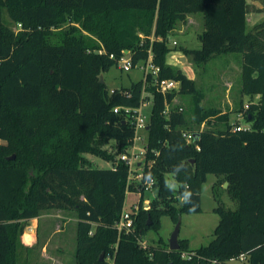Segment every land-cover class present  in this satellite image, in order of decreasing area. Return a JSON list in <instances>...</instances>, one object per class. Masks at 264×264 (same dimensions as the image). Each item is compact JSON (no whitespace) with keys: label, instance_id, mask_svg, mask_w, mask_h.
I'll list each match as a JSON object with an SVG mask.
<instances>
[{"label":"trees","instance_id":"trees-1","mask_svg":"<svg viewBox=\"0 0 264 264\" xmlns=\"http://www.w3.org/2000/svg\"><path fill=\"white\" fill-rule=\"evenodd\" d=\"M196 12L203 14L202 46L181 50L200 67L218 55L243 54L241 93L250 99L237 111L250 128L238 130L230 112L205 108L196 80L167 62L170 32ZM249 12L248 0H0V264L18 263L24 223L15 220L51 208L76 212L77 264H230L242 254L244 264H264V19L250 28ZM126 51L133 67L151 53L158 79L176 80L179 89L162 93L150 74L111 92L100 75ZM178 94L193 96L194 122L207 127L189 130L186 112L173 105ZM148 100L138 184L129 180V166L102 147L110 140L120 148L132 144L125 108ZM87 153L112 167L87 165ZM168 173L177 187L167 183ZM210 173L223 176L238 201L235 210L215 209L213 240L197 249L188 239L179 240V250L163 242L144 248L140 240L159 230L164 215L177 223L183 213L202 211ZM148 179L158 195L149 209L142 195L134 228L119 232L127 191L144 192Z\"/></svg>","mask_w":264,"mask_h":264},{"label":"rangeland","instance_id":"rangeland-1","mask_svg":"<svg viewBox=\"0 0 264 264\" xmlns=\"http://www.w3.org/2000/svg\"><path fill=\"white\" fill-rule=\"evenodd\" d=\"M259 2L264 7V0H259ZM252 10L253 5L250 4V11ZM5 15L7 16V13ZM192 15L194 16L191 24L188 21L178 22L176 28L170 32L168 45L172 50L168 54L167 62L181 68L188 77H194L193 79L196 80L198 87L205 95L202 102L205 108L215 107L223 112H230L231 123H239L243 128H250V123L246 121L244 115L237 111L241 106V102L248 103L249 101V96L241 93V70H236L237 67L242 68L243 66L242 53L233 52L216 56L201 67L192 63L189 57L183 63L172 58V55L176 52H181L180 55H182L183 51L181 49L184 47L198 49L202 46L198 36L204 29L203 14L196 12ZM7 20L10 21L9 18ZM11 26L16 33L19 31L20 27L18 25L11 24ZM104 76L108 89L112 91L130 87L133 82L143 80L144 71L141 67L124 70L122 63L119 62L111 67ZM173 105L183 108L186 112L190 131L207 127L205 123L199 127L194 122L193 96L178 94L173 101ZM152 107L151 100H148L143 107L142 115L146 117L147 121L150 119ZM139 144L136 151L140 150L141 144ZM130 146L120 148L115 140H110L102 148L107 150L109 154L119 157L121 154L129 152ZM85 157L88 162L87 165L93 167L111 168L113 164L94 154L87 153ZM139 159L144 160L145 155H141ZM138 171L139 168L136 164L131 174L133 179ZM166 178L171 187L178 186L172 173H168ZM222 179L223 176L214 173L208 174L206 182L202 184V211L183 213L181 216L182 223L179 238L188 239L190 249L206 246L213 240L215 228L220 221L219 214L215 212L217 207L222 206L233 210L238 207V201L231 197L227 189L228 185L226 186V182L221 183ZM157 195L158 191L155 187L145 191L142 202L143 207L149 209L151 200ZM140 199V192L127 191L124 209L133 210ZM182 201L183 199L180 198L177 205L181 206ZM15 222L24 223V232L16 238L17 264H77L75 252L78 218L75 211L58 208L45 209L37 218L15 220ZM175 226L176 222L172 217L164 215L161 218L159 230H150L143 237V240L147 244L157 245L163 242L169 245V238ZM59 229L62 231H59ZM230 264L240 263L237 260H231Z\"/></svg>","mask_w":264,"mask_h":264},{"label":"built area","instance_id":"built-area-1","mask_svg":"<svg viewBox=\"0 0 264 264\" xmlns=\"http://www.w3.org/2000/svg\"><path fill=\"white\" fill-rule=\"evenodd\" d=\"M174 44H176V42H174ZM128 53L126 52V55L123 56L120 60V62L122 63V68L124 70H130L131 68H133L132 58ZM137 67H141L143 69L144 80H146L150 74L153 75L156 78L158 89L164 94L169 91L178 90L180 87V83L176 80L158 79L160 68L154 64L151 53L148 59L145 61H140L137 64ZM111 92H113V90ZM146 103L147 101L142 102L140 107L134 110L131 108H125L128 115L132 118V123L135 129V135H134L132 144L130 146L129 152L123 153L118 157V159L123 160L129 166V171H130L129 180L132 182L134 181L138 184L141 181H143V177H144V170H143L144 160L139 159V157L141 155H145L146 153V143H147L146 131H147V126H148V121L146 120V117L142 115L143 107L146 105ZM119 109H120L119 107L115 108V112H118ZM168 109H169V106L167 105L165 112H168ZM241 128L243 127L242 126L236 127V129L238 130ZM185 135L188 138L191 137V134L186 133ZM139 143L141 144V146L139 147L140 150L136 151V147ZM136 164L138 165L139 171L136 177L133 179L131 177V174ZM143 185H144V192L147 190H151L154 187V179L146 180L145 182H143ZM138 192L141 193V196L144 195V192H142V190H138ZM139 202H137L133 210L123 209L120 215V218L116 224V227L119 230V232H124V231L129 232L130 230L134 228L135 215L137 214L140 208ZM140 243L144 248L147 247L148 245L147 242L143 240V238L140 240ZM232 260H237L240 264H244L245 262H247V256L245 254H242L238 258L232 259Z\"/></svg>","mask_w":264,"mask_h":264},{"label":"crops","instance_id":"crops-1","mask_svg":"<svg viewBox=\"0 0 264 264\" xmlns=\"http://www.w3.org/2000/svg\"><path fill=\"white\" fill-rule=\"evenodd\" d=\"M248 3L249 4H251V5H253V10L252 11H250L249 13H248V25H249V27L251 28V27H253L255 24H257L258 22H260V21H262L263 19H264V7L260 4V2H259V0H252V1H250V0H248ZM193 16L194 15H192V14H190V15H188V17H187V20L186 21H188L190 24L192 23L191 21H192V19H193ZM202 33V32H201ZM200 33V34H201ZM199 34V35H200ZM199 37V36H198ZM199 39H200V37H199ZM202 43V42H201ZM180 53L181 52H176V53H174L173 55H172V58H174L176 61H179L178 59L179 58H181V56L182 55H184V54H182V55H180ZM219 56V55H218ZM186 59H187V57H186ZM180 62V61H179ZM184 61H182L181 63H183ZM240 67V66H239ZM237 67L236 68V70H238V71H242V68L240 67ZM233 69H235V68H233ZM232 69V70H233ZM240 73V72H239ZM190 77V76H189ZM190 78H194V77H190ZM259 96L257 95L256 96V99L258 98ZM249 99H250V96H249ZM244 103H247V102H244ZM59 231H62L61 229H59ZM62 251H64L63 249H62Z\"/></svg>","mask_w":264,"mask_h":264},{"label":"water","instance_id":"water-1","mask_svg":"<svg viewBox=\"0 0 264 264\" xmlns=\"http://www.w3.org/2000/svg\"><path fill=\"white\" fill-rule=\"evenodd\" d=\"M128 52V51H126ZM180 62L182 61H185L186 60V56L185 55H182L181 58L178 59ZM100 79H101V82H105V79H104V74H101L100 75ZM149 129V125L147 126V130ZM9 160L11 159H15V155H12V156H9L8 157ZM228 185V182H226V186ZM181 223H182V218L181 216H179V219L176 223V226H175V229L171 235V237L169 238V249L170 250H179L180 249V238H179V235H180V230H181ZM102 259H104V255L102 254Z\"/></svg>","mask_w":264,"mask_h":264}]
</instances>
